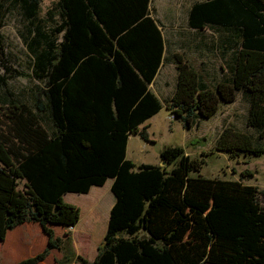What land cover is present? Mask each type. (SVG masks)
<instances>
[{
	"label": "trees",
	"instance_id": "1",
	"mask_svg": "<svg viewBox=\"0 0 264 264\" xmlns=\"http://www.w3.org/2000/svg\"><path fill=\"white\" fill-rule=\"evenodd\" d=\"M41 2L0 0V24L8 9L24 22L30 75L44 86L22 100L0 75V241L38 223L49 248L59 249L52 228L71 229L80 217L64 196L111 179L103 242L93 261L76 256L82 264H264V190L243 183L249 170L238 180L203 177L204 160L178 146L160 151L162 165L126 156L130 135L149 140L144 124L162 106L150 88L166 50L153 0H54L40 16ZM186 23L229 37L232 52L227 76L214 82L185 54L166 58L175 70L164 100L170 117L190 129L241 93L246 129L225 126L214 150L232 159L263 155L264 0H191ZM47 253L15 264H37Z\"/></svg>",
	"mask_w": 264,
	"mask_h": 264
},
{
	"label": "rangeland",
	"instance_id": "2",
	"mask_svg": "<svg viewBox=\"0 0 264 264\" xmlns=\"http://www.w3.org/2000/svg\"><path fill=\"white\" fill-rule=\"evenodd\" d=\"M53 1L42 0L40 16H43L44 11ZM190 1L153 0L151 9L164 24L166 50L164 63L150 88L152 87L162 106L159 112L144 124L147 126L149 140L144 141L139 135H130L126 145V156L136 165H162L160 151L167 146H178L190 158L204 160L200 170L201 176L238 180L242 178L243 171L249 170L251 176L242 178L243 183L264 190V154L257 157L242 155L232 159L226 153L214 150L215 141L225 126L246 129L247 102L241 93H238L233 103L221 105L215 116L199 121L197 126L190 129H185L179 119L170 117L164 102L171 96L175 83L174 65L166 59H169L171 54H185L207 82L217 81L228 73V65L224 61L232 52L229 37L226 38L221 32L216 34L211 31L212 29L202 33H195L189 29L186 23V11ZM19 19L16 10L8 9L1 21L0 75L5 78L4 89L10 92L12 97L25 100V97L32 99L31 89L34 90L36 86L43 89L44 86L30 75L31 64L22 39L26 31L24 22ZM198 39L202 48H196ZM201 65L203 68L199 69ZM1 105L3 106L0 101ZM2 112L3 109H0V113ZM110 181L111 179L107 182ZM107 182L103 185L100 195L104 197L100 201L97 196L88 193H69L64 196L66 202L79 207L80 217L71 229L59 226L52 228V238L59 239V249L49 248V236L38 223H23L16 226L4 241H0V264H15L25 258L36 256L46 249L48 250L46 257L37 264H82L77 260V255L93 261L97 247L103 242L110 203L113 202V195ZM67 233L70 235L69 241L65 235Z\"/></svg>",
	"mask_w": 264,
	"mask_h": 264
},
{
	"label": "crops",
	"instance_id": "3",
	"mask_svg": "<svg viewBox=\"0 0 264 264\" xmlns=\"http://www.w3.org/2000/svg\"><path fill=\"white\" fill-rule=\"evenodd\" d=\"M108 181H109V180H108ZM107 183H108L109 186H111V181H110V182H107ZM101 189H102V190H101ZM102 191H103V187H96V186H93V187H91V189H90V191L88 192V194H91V195H95V196H97L98 201H100V200L104 197V196L100 195V194L102 193ZM112 204H113V202L110 203V207H111ZM13 229H14V228H13ZM13 229H12V230H13ZM12 230L8 231L6 237L9 236L8 234H9Z\"/></svg>",
	"mask_w": 264,
	"mask_h": 264
}]
</instances>
